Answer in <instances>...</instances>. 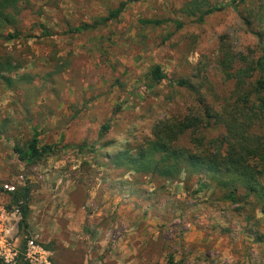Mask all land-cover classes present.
I'll return each instance as SVG.
<instances>
[{"label":"rangeland","instance_id":"rangeland-1","mask_svg":"<svg viewBox=\"0 0 264 264\" xmlns=\"http://www.w3.org/2000/svg\"><path fill=\"white\" fill-rule=\"evenodd\" d=\"M124 2L117 19L101 24ZM260 5L264 13V0L21 5L15 23L0 30V206H15L5 185L29 188L20 245L37 237L51 264H264L259 210L222 201L203 173L164 179L111 160L144 147L159 122L199 109L197 94L180 82L214 108L232 103L233 84L217 62L223 49L259 53L243 18H257ZM82 25L91 29L68 33ZM12 34L18 37L2 38ZM155 67L165 75L159 84L150 76ZM34 135L54 154L20 162L13 144L25 148ZM188 141L185 135L177 146L190 148Z\"/></svg>","mask_w":264,"mask_h":264},{"label":"trees","instance_id":"trees-1","mask_svg":"<svg viewBox=\"0 0 264 264\" xmlns=\"http://www.w3.org/2000/svg\"><path fill=\"white\" fill-rule=\"evenodd\" d=\"M28 1L0 0V30L15 23L20 6ZM138 1L141 0H132ZM253 1L232 0V3L236 7ZM127 4L121 3L101 24L117 19ZM261 7L257 18L253 14H246L243 18L246 27L257 39L258 56L251 51L235 56L230 50L223 49L217 62L224 81L233 84L232 103L214 108L203 102L199 89L180 82V86L197 94L199 109H189L185 115H174L159 122L154 128L153 139L144 147L134 153L128 150L115 153L111 160L119 167L142 174H155L164 179H173L181 171L203 173L221 193L222 201L246 204L253 207L252 211L259 210L260 222L264 224V13ZM216 11L219 10L207 9L200 14V20ZM253 21L258 26L256 31H253ZM141 23L145 26L162 25V22L153 20ZM90 29L91 26L82 25L70 29L68 33L82 34ZM47 33L44 29V34ZM17 37V34L2 36L5 40ZM150 76L155 84L165 79L160 67H155ZM108 127L104 125L101 134L107 132ZM216 127H221L222 133L209 138L208 131ZM185 135H188L190 145L187 149L177 146ZM12 150L20 162L37 163L54 154L52 147L39 145L37 135L25 148L13 144ZM29 196L27 187L10 194L11 204L19 206L21 210V228L25 227L29 214Z\"/></svg>","mask_w":264,"mask_h":264},{"label":"built area","instance_id":"built-area-1","mask_svg":"<svg viewBox=\"0 0 264 264\" xmlns=\"http://www.w3.org/2000/svg\"><path fill=\"white\" fill-rule=\"evenodd\" d=\"M3 188L9 194L16 191L13 186ZM21 220L19 206H0V264H51L49 252L38 244L37 237L25 238L20 245L17 230Z\"/></svg>","mask_w":264,"mask_h":264}]
</instances>
